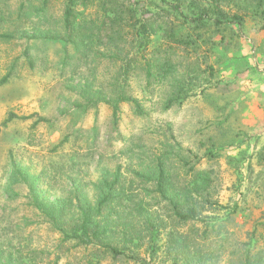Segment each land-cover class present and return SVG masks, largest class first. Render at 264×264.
Here are the masks:
<instances>
[{
  "label": "rangeland",
  "instance_id": "1",
  "mask_svg": "<svg viewBox=\"0 0 264 264\" xmlns=\"http://www.w3.org/2000/svg\"><path fill=\"white\" fill-rule=\"evenodd\" d=\"M119 1L136 9L137 21L157 29L163 17L177 22L160 10L168 6L163 0ZM64 3L48 0L41 10L40 0H0V34L9 36L0 38V123L16 115L0 131V264H54L58 255L56 264H89L95 258V246L59 245L61 234L27 204L29 185L50 200L75 203L83 193L93 200L94 183L118 167L123 190L168 224L171 212L154 197L152 181L136 175L154 169L163 154L175 182L187 181L190 165L210 173L211 198L219 208L204 213L222 219L227 232L224 239L210 235L205 244L218 251L215 264H238L254 227L264 244V18L246 16L240 26L209 30L195 51L173 45L174 70L166 78L147 84L142 69H131L126 92L146 114L121 103L112 130L108 104L79 109L75 103L82 100L81 86L108 91L120 77L118 65L103 55L104 36L92 42V50L64 43ZM84 15L93 26L103 18L97 1L77 6V16ZM157 29L146 57L152 51L154 58L165 55L157 51L168 44ZM179 82L187 97L164 108ZM38 118L44 120L34 125ZM16 170H25L26 182L11 183ZM190 226L200 224L178 229ZM145 244L136 255H106L101 264H171L158 250L149 260Z\"/></svg>",
  "mask_w": 264,
  "mask_h": 264
},
{
  "label": "trees",
  "instance_id": "2",
  "mask_svg": "<svg viewBox=\"0 0 264 264\" xmlns=\"http://www.w3.org/2000/svg\"><path fill=\"white\" fill-rule=\"evenodd\" d=\"M40 1L42 10L48 0ZM94 1H97L103 12V18L93 26L92 18H86V15L83 18L77 16V6L87 7ZM163 1L168 6L159 5L160 10L166 13L167 18L175 16L177 22H170V19H164L161 15L163 18L158 23V29L168 44L165 46L161 43L157 51H164L165 55L154 58V51L151 50L153 55L148 57L144 53L148 48L150 35L157 27L148 25L144 19L137 21L135 8L128 9L124 2L119 0H65L61 19L64 43H71L79 52L82 49L92 50V42L104 36L106 40L99 41L106 48L103 55L118 65L120 77L115 78L108 91L93 90L90 84L81 86L82 100L75 103L79 109L88 106L95 108L100 101L108 104L112 130L118 127L121 103H129L138 116L146 114L140 101L126 92L131 69H142L147 84L150 83V78H166L174 70V65L170 62V56L175 52L173 45L183 50L192 48L195 51L198 42L205 39L204 35L209 30L218 32L232 24L240 26L246 16L264 18V0ZM8 37L6 34H0V38ZM183 86L184 83L179 82V90L166 99L164 108L171 106L176 99L187 97V89ZM83 104L85 106L81 107ZM14 117L16 115L10 113L3 119L0 131ZM43 120L38 118L33 124ZM164 156L163 154L155 158L156 164L150 172L136 175L141 180L145 177L152 181L154 197L164 203L171 212L172 218L168 224L146 208V203L141 198L132 197L123 190L122 175L118 167L113 170L112 175L107 176L110 174L107 171L106 176L94 183L93 200L88 199L84 193L75 197L78 199L75 203L64 197L50 200L39 195L37 189L29 185L27 204L36 209L52 229L61 234L59 245L67 242L85 248L89 245L95 246L96 249L90 253L95 258H89V264H101V259L106 255L113 259L120 255L127 258L125 253L130 252L132 256L136 255L144 243L147 244L144 251L149 250L148 257L151 261L155 260L158 250L171 264H215L219 257L218 251L205 242L210 235L224 239L227 231L222 219L204 213L211 210L212 206L219 208L217 201L211 198L210 173L190 165L187 168V174H190L187 181L175 182L171 178ZM24 172L25 170H16L11 176V183L26 182ZM12 194L19 195L16 192ZM135 198H139V201H135ZM186 223H199L200 227L190 226L185 232L178 229ZM261 237L257 235L256 227L250 231L247 241L242 243L244 247L238 264H264V244H259ZM59 258V255L56 256L54 264Z\"/></svg>",
  "mask_w": 264,
  "mask_h": 264
}]
</instances>
